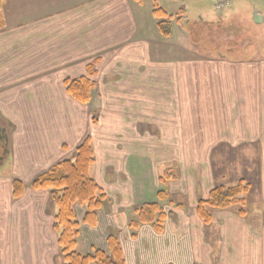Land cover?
<instances>
[{
	"label": "crops",
	"instance_id": "0c3cea01",
	"mask_svg": "<svg viewBox=\"0 0 264 264\" xmlns=\"http://www.w3.org/2000/svg\"><path fill=\"white\" fill-rule=\"evenodd\" d=\"M0 2V134L3 136L0 169L8 170L7 177L0 176L4 178L0 190L5 185L7 191L4 200L6 195L10 199L11 178L27 186L56 163L74 159L77 146L90 136L94 163L89 173L104 190L107 200L97 210L93 225L83 223L85 207L75 205L79 227L76 240L83 247L79 253L96 249L107 252L106 238L114 234L125 264H264V84L253 71L256 63L264 65V60L249 63L200 59L199 74L192 71L191 59L168 62L172 73L167 78L192 82L201 76L214 89L218 88V82L225 83L224 96L248 99L237 109L228 107L229 110L220 111L222 115H238L233 119L235 127L213 129L200 139L183 142L181 138L178 143L179 146L260 147L258 168L247 192L252 194L251 202H245V215L239 216L234 207L210 209L211 221L204 223L195 211L196 202L189 200L188 207L180 202L176 208L163 205L170 209L160 232L151 224L132 228L135 209L142 203L133 201L139 183L134 181L133 166L129 165L130 158L136 154L128 147L133 145L132 140H138L126 138V156L119 158L116 145L97 146V133L105 114H145V128H149L151 75L158 76L160 66L168 63L151 61L149 28L141 18L140 0ZM93 61L92 98L89 104H81L67 94L64 82L88 76L87 67ZM181 63L189 70L178 67V73L175 69L173 73L172 67ZM253 81H260L259 85L252 84ZM229 82L233 83L231 90L227 89ZM211 92L216 94L219 90ZM182 93L177 92L173 97L181 98ZM175 101L181 114L183 101ZM136 102L141 106L136 107ZM93 110L98 113L96 123L91 122ZM205 112L219 111L206 109ZM125 126L114 122L110 128ZM153 143L164 145L163 150L157 148L155 152L169 153L173 160L178 157L179 163L189 165L208 163L210 166L214 152L206 149L200 157L190 154L193 152L190 149L191 159L184 161L181 149H176L174 143H169L173 146L169 150L164 138ZM208 168L200 172L179 169L177 180L164 184V188L170 192L185 183L188 185H182V193L199 187L206 196L214 186L225 185L215 183L217 177L223 178L219 176L222 171ZM190 178L194 182L190 183ZM203 180L207 183L205 187ZM153 192L156 196V191ZM4 200L0 207V264H63L57 235L52 230L56 207L48 191L26 188L18 200L8 205ZM7 242L11 243L10 247ZM23 242L31 243V248H14Z\"/></svg>",
	"mask_w": 264,
	"mask_h": 264
},
{
	"label": "rangeland",
	"instance_id": "374dc122",
	"mask_svg": "<svg viewBox=\"0 0 264 264\" xmlns=\"http://www.w3.org/2000/svg\"><path fill=\"white\" fill-rule=\"evenodd\" d=\"M139 4L141 5L143 14L141 16L142 21L149 28L148 37L151 43V61L158 59L159 61L168 63L171 60L191 59L192 71H197V74H199L197 69L200 67V59H225L229 62L250 61L249 63L261 61L263 63L264 0H230V5L221 11L214 9V0H140ZM155 7L162 8L167 15L173 17H170L171 19L168 17L164 18V20L170 21L171 24L170 33L166 36H163L157 28V21L163 19H158L153 15L152 11ZM182 7L184 9L183 17L180 22H177L175 18ZM218 17H222L223 21L216 22ZM175 64L179 65L180 63L176 62ZM164 65V67L160 66L159 70L161 72L158 76L153 77L151 75L150 91L152 97L150 99V113L148 114V129L145 128L147 124V115L145 114H105L100 119L97 146L110 148L111 143L116 145L118 149L117 155L120 158L121 155L126 156L124 152V148H126L124 143L127 142L126 138L138 140V142L132 140L134 142L133 145L128 147L133 148L132 152L136 154L130 158L129 165L133 166L131 175H133L134 181L139 183L133 195V201L141 204L155 200L156 196L153 191L157 192L164 188L163 184L159 182V177L167 168L174 169L176 174L174 180H177L179 169H186L188 171L189 169H198L200 172L201 169L212 166V169L215 171H222L219 176H223V178L219 179L217 177L215 183L229 186L234 185L241 178L249 183L251 188L254 172L258 168L259 146L244 144L240 146L220 145L219 147L178 145L181 138H183V142L185 140L189 142V139H200L206 136L213 129L228 128V126L235 127L233 119H237L238 115L234 113L222 115L220 111L222 109L229 110L228 107H232L233 110L237 109L239 106L245 105L248 99L224 96L226 93L225 83L218 82V88L214 89L210 86L212 83L200 78L201 76H199L198 80L192 82H189V80L179 82L177 78L175 80L167 78L172 72H170L169 63ZM178 67L183 70H189L185 68L184 63H181L180 66L172 67L173 73ZM256 69L253 70L254 73L256 71V78L262 79L263 85L264 65L256 63ZM176 73L178 72L176 71ZM259 82L255 83L253 81L252 84L259 85ZM227 89H233L232 82H229ZM214 90H219V92L213 94L211 91ZM177 92H183L181 98L173 97ZM174 100H176L175 102L179 100L183 101L181 114H179V107L177 104L175 105ZM136 104V107L141 106L137 102ZM262 106H264V100H262ZM206 109L210 111L216 109L219 112L206 113ZM196 110L200 111V113H196ZM262 117L264 120V116ZM141 118H143V121ZM114 122L125 123L126 126L124 129L110 128L111 123L114 124ZM147 138L150 140H147ZM161 138L167 141V150L173 148L169 143H174L176 149L180 148L181 160L184 161L191 159L189 157L190 154H200L201 157V152H204L206 149L214 150L210 166L208 163L205 166L201 163H191L192 165H189L190 163L187 162L179 163L176 159L178 157H175V160H173L169 153L155 152L157 148L158 150L164 149L163 144L158 146L153 143L154 140ZM190 149L193 152H189L190 154H188V150ZM139 154H144V156H139ZM157 174L159 175L157 176ZM0 176H8L7 168L0 169ZM13 179L16 178H11L10 184ZM2 180L4 178H1L0 182ZM203 181L205 182L203 185L205 187L207 183L206 180ZM191 182H194V179L190 178ZM29 184L25 186L23 183L24 190L30 188ZM179 185V188H174L170 192L165 188L168 197L165 201L160 202V205L162 203L163 205H171L169 202L171 201L173 205L183 203L188 207L189 200L197 202L199 198L207 197L205 193H201L202 191L199 187L195 189L191 188V192L187 189L182 193L180 191L183 188L182 185L186 186L188 184L180 183ZM1 190L0 207L4 205L2 202L4 200L3 195L7 193L5 185H1ZM146 191H148L147 194H145ZM149 193H152V195ZM9 195L10 199L8 195L5 196V204L19 199H14L11 196V186ZM250 197H252V194L246 193L245 202L248 201L250 203ZM163 207L167 212L170 209L168 206ZM6 244L7 247H10L11 243L7 242ZM30 244L29 242H23L22 244H17L14 248L28 250L31 248ZM82 248L81 242H79L76 250L83 252Z\"/></svg>",
	"mask_w": 264,
	"mask_h": 264
},
{
	"label": "trees",
	"instance_id": "16d2710c",
	"mask_svg": "<svg viewBox=\"0 0 264 264\" xmlns=\"http://www.w3.org/2000/svg\"><path fill=\"white\" fill-rule=\"evenodd\" d=\"M152 12L158 19H163L156 23L158 30L163 36L168 35L171 24L164 18L173 17L158 7H155ZM183 12L184 9L181 8L175 18L177 22L182 19ZM222 21V17H218L216 22ZM94 62L87 67L88 76L64 82L67 94L81 104H89L92 98ZM91 122H97L96 110L91 112ZM93 163L94 152L91 137L86 136L77 146L74 159L56 163L49 170L36 176L30 182L29 187L34 191H48L50 199L56 207L52 230L57 235V245L63 264H125L119 240L114 234H110L106 238L107 252L96 249L90 253L82 254L76 250L79 227L75 216V205L85 207L83 223L93 225L96 221L97 210L107 200L104 190L89 173ZM175 178L174 169L167 168L159 177V182L166 184ZM10 186L11 196L14 199L21 198L24 190L23 183L13 179ZM249 188V183L243 179L237 180L234 185L215 186L210 189L206 198L197 200L195 211L204 223L211 221L210 209L234 207L239 216H244L246 213L245 194ZM156 196L157 201L146 202L135 209L136 219L130 224L132 228H137L140 224H151L157 232L162 230L168 212L160 205V201H165L168 196L163 188L156 192Z\"/></svg>",
	"mask_w": 264,
	"mask_h": 264
},
{
	"label": "built area",
	"instance_id": "2783aa9c",
	"mask_svg": "<svg viewBox=\"0 0 264 264\" xmlns=\"http://www.w3.org/2000/svg\"><path fill=\"white\" fill-rule=\"evenodd\" d=\"M230 5V0H214V8L221 11Z\"/></svg>",
	"mask_w": 264,
	"mask_h": 264
},
{
	"label": "flooded vegetation",
	"instance_id": "af4514ba",
	"mask_svg": "<svg viewBox=\"0 0 264 264\" xmlns=\"http://www.w3.org/2000/svg\"><path fill=\"white\" fill-rule=\"evenodd\" d=\"M94 82V81H93ZM94 86H95V83H94ZM94 89V88H93ZM92 112V111H91ZM96 115H97V121H98V113H97V111H96ZM1 138H3V136L0 134V144H1V142H2V139ZM3 158V151H2V148H1V146H0V166H1V159ZM1 168V167H0ZM218 186V185H217ZM163 187H164V184H163ZM215 187V186H214ZM163 190H165V188H163ZM166 191V190H165ZM168 196V195H167ZM153 201H157V196H156V199L155 200H153ZM160 202H162V201H160ZM170 202V204H171V206H175V208L177 207V206H180V204H176V205H173L172 204V202L171 201H169ZM146 203V202H145ZM142 204H144V203H142ZM141 204V205H142ZM140 205V206H141ZM195 205H196V203H195ZM161 206L163 207V203L161 204ZM163 209L165 210V208L163 207Z\"/></svg>",
	"mask_w": 264,
	"mask_h": 264
},
{
	"label": "water",
	"instance_id": "95a60500",
	"mask_svg": "<svg viewBox=\"0 0 264 264\" xmlns=\"http://www.w3.org/2000/svg\"><path fill=\"white\" fill-rule=\"evenodd\" d=\"M255 16H257V15H255ZM257 17H259V16H257ZM2 160V159H1Z\"/></svg>",
	"mask_w": 264,
	"mask_h": 264
}]
</instances>
